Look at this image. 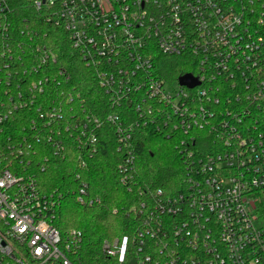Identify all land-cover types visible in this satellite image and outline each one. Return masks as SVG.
<instances>
[{"label": "built area", "instance_id": "built-area-1", "mask_svg": "<svg viewBox=\"0 0 264 264\" xmlns=\"http://www.w3.org/2000/svg\"><path fill=\"white\" fill-rule=\"evenodd\" d=\"M93 70L113 112L95 116L37 21L0 0V264H76L81 230L57 225L65 193L38 173L74 151L81 169L114 126L119 183L141 184L135 131L179 138L177 192L138 190L137 231L104 240L117 264H264V0H30ZM191 69L173 85L163 57ZM192 74L194 87L179 77ZM135 115L130 118V114ZM41 158V160H39ZM77 203L99 202L77 174Z\"/></svg>", "mask_w": 264, "mask_h": 264}, {"label": "trees", "instance_id": "trees-1", "mask_svg": "<svg viewBox=\"0 0 264 264\" xmlns=\"http://www.w3.org/2000/svg\"><path fill=\"white\" fill-rule=\"evenodd\" d=\"M13 19L20 27H31L37 21L44 44L60 57V66L72 73L76 91L86 99L87 108L98 117L113 112L108 98L99 88L94 72L74 49L68 34L62 29L54 30L46 22L44 12L37 11L30 0H10ZM164 71L170 78L190 71L176 57H163ZM133 113L130 118H134ZM98 153L83 170L76 161L74 151L66 159L52 158L44 172L38 173L43 191L62 190L65 198L57 225L63 233L72 229L81 230L84 236L76 264H117L104 252V240L128 237V254L133 253V239L137 231V216L134 209L139 204L138 190L162 188L169 192L181 189L183 164L179 152V138L167 137L151 126H140L135 131L133 149L136 155L141 189L137 185L128 191L119 183L117 164L120 156L116 149L114 126L105 123L100 130ZM41 160V158L39 159ZM90 183L91 192L99 198L93 205L77 203L74 189L80 185L77 174Z\"/></svg>", "mask_w": 264, "mask_h": 264}, {"label": "water", "instance_id": "water-1", "mask_svg": "<svg viewBox=\"0 0 264 264\" xmlns=\"http://www.w3.org/2000/svg\"><path fill=\"white\" fill-rule=\"evenodd\" d=\"M179 82L181 85H186L188 87H194L198 84V81L192 76V74H185L180 76Z\"/></svg>", "mask_w": 264, "mask_h": 264}, {"label": "rangeland", "instance_id": "rangeland-1", "mask_svg": "<svg viewBox=\"0 0 264 264\" xmlns=\"http://www.w3.org/2000/svg\"><path fill=\"white\" fill-rule=\"evenodd\" d=\"M50 1H54V0H50ZM172 83H173V85H176L177 84V79L176 78H172ZM114 239H116V238H114ZM106 240H108V239H106Z\"/></svg>", "mask_w": 264, "mask_h": 264}]
</instances>
